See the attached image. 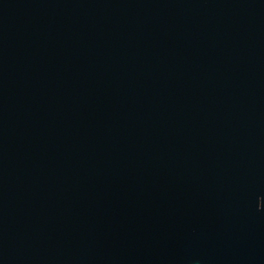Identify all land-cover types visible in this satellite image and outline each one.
<instances>
[{"label":"water","instance_id":"1","mask_svg":"<svg viewBox=\"0 0 264 264\" xmlns=\"http://www.w3.org/2000/svg\"><path fill=\"white\" fill-rule=\"evenodd\" d=\"M0 264H264V0H0Z\"/></svg>","mask_w":264,"mask_h":264}]
</instances>
